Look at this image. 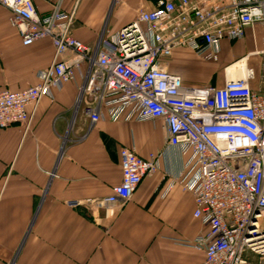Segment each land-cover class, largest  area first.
Listing matches in <instances>:
<instances>
[{
    "label": "built area",
    "instance_id": "obj_1",
    "mask_svg": "<svg viewBox=\"0 0 264 264\" xmlns=\"http://www.w3.org/2000/svg\"><path fill=\"white\" fill-rule=\"evenodd\" d=\"M0 5L10 12L24 46L50 39L55 49L39 84L0 92V130L18 124L29 129L28 108L53 99L81 76L76 107L93 123L104 119V110L112 122L162 120L169 145L190 154L180 183L194 194V218L208 227L192 244L204 252L202 264H264V49L254 54L262 60L257 89L249 66L238 79L227 73L222 87H186L168 70L177 49L219 62L225 43L242 41L249 28L264 24V0H158L116 35H102L94 49L72 36L74 15L63 12L62 0L47 17L34 0ZM120 156L122 181L110 197L68 206H90L112 218L142 180L158 171L155 155L144 159L123 148Z\"/></svg>",
    "mask_w": 264,
    "mask_h": 264
},
{
    "label": "crops",
    "instance_id": "obj_2",
    "mask_svg": "<svg viewBox=\"0 0 264 264\" xmlns=\"http://www.w3.org/2000/svg\"><path fill=\"white\" fill-rule=\"evenodd\" d=\"M59 1L34 3L47 17ZM157 1L62 0V10L74 15L72 36L94 49L102 35H116ZM263 29L259 22L246 36ZM254 42L236 55L225 43L217 63L177 49L168 70L186 87H204L180 60L186 55L208 68L211 86L220 76L222 87L228 67L245 57L250 68L254 58L260 60L254 54L263 51L264 36ZM54 56L50 39L24 46L10 12L0 5V92L36 86L39 72L51 67ZM82 84L77 76L53 99L29 107V129L18 124L0 130V264H202L205 254L192 244L208 227L194 218V194L180 183L190 154L169 145L162 120L112 122L104 110V119L93 123L83 107H76ZM123 148L144 159L155 155L158 171L142 180L112 218L90 206L70 208L71 201H102L113 194L122 181Z\"/></svg>",
    "mask_w": 264,
    "mask_h": 264
},
{
    "label": "rangeland",
    "instance_id": "obj_3",
    "mask_svg": "<svg viewBox=\"0 0 264 264\" xmlns=\"http://www.w3.org/2000/svg\"><path fill=\"white\" fill-rule=\"evenodd\" d=\"M262 36H264V29L257 31L255 35L253 34V35H250L249 37L247 35L244 41H239L232 45H230L229 43V45L227 46V49L230 52L229 54L236 55V53H238L239 50H245V49L249 51L251 47H253V45L255 44L254 41H256L257 39L260 40ZM223 52H226L225 45H223V48H222V53ZM180 58H181L180 60H185V62L187 63L189 74L193 78L195 83L203 84L204 87L212 85L211 79L209 78L210 76L208 74L207 67L199 64L196 61H193L192 59L186 57V55H181ZM251 65H252V68L255 70L256 77H257V83L258 82L261 83L262 82V60L261 58L260 60L254 58ZM220 84H221L220 76H217V79L215 80L213 85L219 87Z\"/></svg>",
    "mask_w": 264,
    "mask_h": 264
},
{
    "label": "bare ground",
    "instance_id": "obj_4",
    "mask_svg": "<svg viewBox=\"0 0 264 264\" xmlns=\"http://www.w3.org/2000/svg\"><path fill=\"white\" fill-rule=\"evenodd\" d=\"M248 69V58H244L242 61H238L231 65L228 70L229 79H238L243 77Z\"/></svg>",
    "mask_w": 264,
    "mask_h": 264
}]
</instances>
